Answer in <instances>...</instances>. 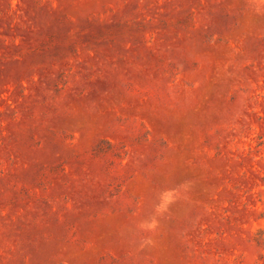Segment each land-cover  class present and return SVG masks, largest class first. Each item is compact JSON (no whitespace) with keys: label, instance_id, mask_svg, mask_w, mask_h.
<instances>
[{"label":"rangeland","instance_id":"374dc122","mask_svg":"<svg viewBox=\"0 0 264 264\" xmlns=\"http://www.w3.org/2000/svg\"><path fill=\"white\" fill-rule=\"evenodd\" d=\"M0 264H264V0H0Z\"/></svg>","mask_w":264,"mask_h":264}]
</instances>
